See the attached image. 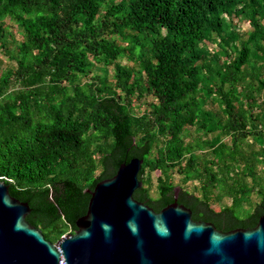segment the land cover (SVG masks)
Wrapping results in <instances>:
<instances>
[{
	"label": "trees",
	"instance_id": "trees-1",
	"mask_svg": "<svg viewBox=\"0 0 264 264\" xmlns=\"http://www.w3.org/2000/svg\"><path fill=\"white\" fill-rule=\"evenodd\" d=\"M134 158L156 212L257 226L264 0H0V180L27 221L53 243L76 232Z\"/></svg>",
	"mask_w": 264,
	"mask_h": 264
},
{
	"label": "water",
	"instance_id": "water-1",
	"mask_svg": "<svg viewBox=\"0 0 264 264\" xmlns=\"http://www.w3.org/2000/svg\"><path fill=\"white\" fill-rule=\"evenodd\" d=\"M143 163L134 158L99 182L77 231L56 243L0 180V264H264V216L253 229L223 232L176 201L156 212L134 198Z\"/></svg>",
	"mask_w": 264,
	"mask_h": 264
},
{
	"label": "rangeland",
	"instance_id": "rangeland-1",
	"mask_svg": "<svg viewBox=\"0 0 264 264\" xmlns=\"http://www.w3.org/2000/svg\"><path fill=\"white\" fill-rule=\"evenodd\" d=\"M236 21H237V19H236ZM243 25H244V28L245 29L248 28V24L246 22H243L242 27H243ZM149 100H151V97L149 98ZM146 108H147V106L145 104H142L137 111H138V113H143L146 110ZM262 171L264 172V169H262ZM147 175H148V173H146L145 176H147ZM156 175H157L156 173L152 175V183H153V185L151 187L152 188L151 193H152V196H154V197L157 196V190H156V185H157ZM179 181H180L179 176H176V182H179Z\"/></svg>",
	"mask_w": 264,
	"mask_h": 264
}]
</instances>
